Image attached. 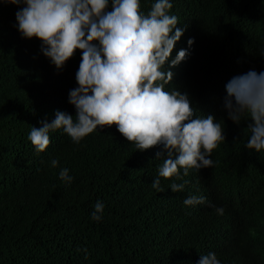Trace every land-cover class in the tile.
<instances>
[{
    "label": "clouds",
    "instance_id": "clouds-1",
    "mask_svg": "<svg viewBox=\"0 0 264 264\" xmlns=\"http://www.w3.org/2000/svg\"><path fill=\"white\" fill-rule=\"evenodd\" d=\"M2 2L18 6L19 34L38 39L40 51L58 72L77 50L81 55L77 87L68 93L75 115L52 107L50 118L31 126L25 141L37 154L57 147L66 155L68 168L49 159L66 184L98 172L106 186L110 181L119 188L143 186L157 197L152 208L128 215L115 264H221L235 220L207 226L196 217L188 233L168 221L172 207L167 191L183 194L184 205L199 206L197 211L209 204L211 193L199 170L214 166L213 150L225 142L223 120L215 117L221 106L230 125L247 122L244 147L264 151V67L249 68L239 59L230 72L241 75H231L216 93L206 83L196 86L193 97L183 82L194 38H186L188 20L171 10L174 0H151V6H141L140 0ZM199 65L209 68L211 56L199 58ZM55 99H49L50 106ZM105 127L111 133L99 142L93 132ZM190 173L193 180H185ZM102 197L106 207L96 202L94 221L111 214ZM215 211L224 214L222 207Z\"/></svg>",
    "mask_w": 264,
    "mask_h": 264
},
{
    "label": "trees",
    "instance_id": "trees-1",
    "mask_svg": "<svg viewBox=\"0 0 264 264\" xmlns=\"http://www.w3.org/2000/svg\"><path fill=\"white\" fill-rule=\"evenodd\" d=\"M150 1L140 0L141 6H151ZM172 3L171 10L189 22L186 38H194L183 82L193 97L203 83L216 93L231 75H241L230 72L239 59L249 68L264 67V0ZM18 10L17 5L0 0V264H115L128 215L152 208L157 197L143 186L119 188L110 181L108 187L98 172L66 184L49 162L51 156L68 168L66 155L57 147L37 154L25 141L31 126L40 127L41 120L50 118L52 107L75 115L68 93L77 87L81 55L77 50L58 72L40 51L38 39H23L19 34ZM206 55L211 56V66L203 69L199 58ZM215 117L223 120L225 142L213 150L214 166L199 170L212 199L197 211L199 206L184 205L183 194L168 190L172 207L168 221L191 233L196 217L207 226L232 218L235 233L228 251L219 258L221 264H264V151L244 147L246 121L230 125L222 106ZM106 128L93 132L99 142L111 133ZM194 176L190 173L184 179L192 181ZM102 195L111 214L94 221L91 213L96 202L106 207ZM219 207L224 208L223 215L216 213ZM258 235V243L250 247Z\"/></svg>",
    "mask_w": 264,
    "mask_h": 264
}]
</instances>
